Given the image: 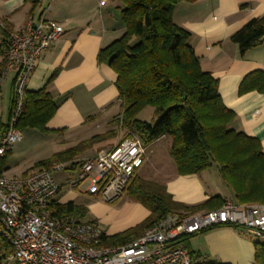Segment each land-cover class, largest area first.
<instances>
[{
  "label": "trees",
  "instance_id": "obj_1",
  "mask_svg": "<svg viewBox=\"0 0 264 264\" xmlns=\"http://www.w3.org/2000/svg\"><path fill=\"white\" fill-rule=\"evenodd\" d=\"M119 1L125 31L102 47L98 54V61L109 64L117 74L121 112L111 122L119 124L128 136L138 135L145 145L169 135L170 154L179 174L200 173L214 165L232 188L236 203H264L262 144L257 137L229 126L236 114L224 104L218 79L202 68L190 43V31L173 20V12L183 0ZM26 2L31 4L29 14L33 15L39 0ZM0 29L6 38L8 26L0 24ZM230 39L239 45L241 55L263 44L264 15L250 19ZM57 74L58 71L52 74L48 84ZM252 90L264 93L263 70L252 71L242 79L239 92ZM147 107H153L156 116L153 124L139 117ZM57 109L58 104L47 85L38 90H26L24 111L16 126L22 131L29 128L43 132L59 131L47 126ZM7 127L8 123L0 124V136ZM117 134L116 128L95 134L39 161L36 168L48 166L53 161L79 158L86 150ZM6 169L5 163L0 164V175ZM128 188L149 207L150 214L135 227L105 236L106 245H123L136 239L169 213L189 214L216 209L227 201L217 194L198 204H185L174 200L166 185L146 180L139 174ZM52 213L82 219L86 208L73 200L57 198L52 203ZM197 233L186 234L179 242L190 245L189 238ZM8 247L0 235V251ZM256 247V261L264 264V243L257 241ZM189 252L191 264H224L201 260V254L191 248Z\"/></svg>",
  "mask_w": 264,
  "mask_h": 264
},
{
  "label": "crops",
  "instance_id": "obj_2",
  "mask_svg": "<svg viewBox=\"0 0 264 264\" xmlns=\"http://www.w3.org/2000/svg\"><path fill=\"white\" fill-rule=\"evenodd\" d=\"M30 7L26 0H0V24L22 30L30 17L44 15L64 27L63 35L38 58L27 83V90L47 85L58 104L47 126L59 131L48 135L62 141L73 137L80 142L106 132L110 122L121 112V106L117 74L109 64L98 61V54L125 31L120 15L122 3L119 0H39L33 15L29 14ZM263 15L264 0H183L173 12L174 22L190 31V43L202 68L218 79L224 104L236 114L229 126L257 137L264 151V93L239 92L240 83L248 73L264 71V43L241 55L239 45L230 39L250 19ZM7 37L0 29V69L4 63L1 48ZM55 71L58 74L48 84ZM14 75L13 71H8L0 78V124H7L10 117ZM165 137L167 135L158 140ZM13 151L14 148L3 158ZM148 159L149 156L146 161ZM170 173L166 186L176 201L198 204L219 194L236 203L232 188L214 165L188 175L179 174L175 165ZM61 200L72 199L64 196ZM261 240L246 228L224 225L200 231L189 243L192 250L201 254V260L258 264L256 242L264 243V239Z\"/></svg>",
  "mask_w": 264,
  "mask_h": 264
},
{
  "label": "built area",
  "instance_id": "obj_3",
  "mask_svg": "<svg viewBox=\"0 0 264 264\" xmlns=\"http://www.w3.org/2000/svg\"><path fill=\"white\" fill-rule=\"evenodd\" d=\"M104 2V1H102ZM2 46L4 65L0 78L14 75V102L8 127L0 136V158L23 136L16 122L25 107L27 83L37 60L64 33V27L44 15L32 16L22 30L7 29ZM147 159L146 145L138 135H125L93 156L53 161L22 175H0V235L8 249L0 251V264H191L188 249L179 240L205 229L239 225L264 239V203L238 204L227 200L221 207L184 214L169 213L136 239L104 244L109 233L100 223L52 213V203L63 188L54 174L79 168L69 184L107 202L119 198Z\"/></svg>",
  "mask_w": 264,
  "mask_h": 264
},
{
  "label": "rangeland",
  "instance_id": "obj_4",
  "mask_svg": "<svg viewBox=\"0 0 264 264\" xmlns=\"http://www.w3.org/2000/svg\"><path fill=\"white\" fill-rule=\"evenodd\" d=\"M139 117L152 124L155 123L156 116L153 113V107L145 108L139 114ZM115 128L118 131L116 137L94 145L82 153L79 158L93 156L98 150L113 146L126 135V131L120 128L119 124L113 122H110L109 128L106 131ZM104 129L102 128L101 130ZM94 131L96 133L98 130ZM22 132V138L14 144V151L0 161V164L5 163L7 166V169L4 171L6 175L18 176L31 172L36 169V164L39 161L49 159L63 148L79 143L78 140H73V137L68 138L66 141L57 140L56 137H52L54 135H48L50 132H43L39 129L29 128ZM64 142L66 144L63 146ZM170 145L171 137L169 135L146 145L147 157L149 156L150 159L143 164L137 171V174L146 180L166 185L167 179L171 176L170 172L174 170L175 166L169 151ZM78 175L79 168L75 167L73 169L67 168L57 171L54 177L57 182L63 184V188L57 195V198L63 199L64 196H68L76 204L86 208V213L82 220L98 222L107 232L115 231L117 233L137 226L150 214L149 207L140 198L132 194L128 187L115 201L107 202L97 195L84 192L89 181L83 182L80 187H73L69 184V180L77 178ZM145 211L147 214H145ZM195 235L191 236L189 241ZM180 246L186 249L191 248L190 245L182 241L180 242Z\"/></svg>",
  "mask_w": 264,
  "mask_h": 264
},
{
  "label": "bare ground",
  "instance_id": "obj_5",
  "mask_svg": "<svg viewBox=\"0 0 264 264\" xmlns=\"http://www.w3.org/2000/svg\"><path fill=\"white\" fill-rule=\"evenodd\" d=\"M2 68V67H1ZM14 81V80H13Z\"/></svg>",
  "mask_w": 264,
  "mask_h": 264
}]
</instances>
